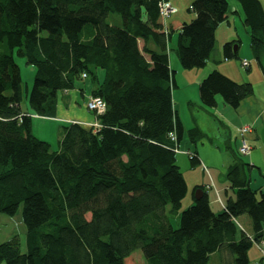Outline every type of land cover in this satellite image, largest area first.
Wrapping results in <instances>:
<instances>
[{"label":"trees","instance_id":"16d2710c","mask_svg":"<svg viewBox=\"0 0 264 264\" xmlns=\"http://www.w3.org/2000/svg\"><path fill=\"white\" fill-rule=\"evenodd\" d=\"M236 1L264 68L262 3ZM160 2L0 0V214L15 216L22 206L27 229V252L17 237L0 242V264H135L138 249L146 264H209L216 253L226 260L220 264H250L249 251L264 243V190L251 187L253 167L230 146L225 178L235 197L216 214L197 187L179 228L170 222L188 186L169 139L175 133L179 145L184 127L173 103L172 32L160 19ZM229 10L227 0L194 1L196 17L183 25L175 47L184 70L206 67ZM111 14L122 24H110ZM239 46L226 43L224 58H238ZM15 55L36 70L29 99L36 116L55 118L59 92L90 80L91 97L107 106L92 112L100 127L63 125L56 151L33 135ZM199 94L207 108L221 96L238 109L254 87L215 69ZM199 189L204 196L196 200ZM245 215L251 235L237 224Z\"/></svg>","mask_w":264,"mask_h":264},{"label":"rangeland","instance_id":"374dc122","mask_svg":"<svg viewBox=\"0 0 264 264\" xmlns=\"http://www.w3.org/2000/svg\"><path fill=\"white\" fill-rule=\"evenodd\" d=\"M233 0H231L232 2ZM236 2V1H235ZM233 4H230V10L228 14V20L232 22L231 30L235 34V40L240 43L238 58H233L226 60L223 55V47L226 44L225 37H227L228 32H225L226 22L221 24L216 32V45L215 48L207 62L206 67L201 69H191L184 70L181 69L177 76L176 88L173 91L174 95V106L179 114L180 120L184 126V137L181 143L189 145L190 147H205L212 149H220L223 152V156L228 158L229 154L225 152L226 146H230L233 150L238 151V147L242 142L239 130L244 125V120L239 114V109H233L223 102L221 96L217 97V106L214 108L205 107L200 99L199 86L194 81L192 84V76L195 72H200V74L207 73V76L218 69L225 73L233 81L237 83H251L254 87V94L247 98V100L252 102L253 98L264 100V68L258 63L254 58L251 46H250V34L249 29L244 24V17L239 14H234L232 9ZM191 16L194 13L187 11ZM186 12V13H187ZM235 21V22H234ZM108 22L114 25H121V17L117 14H111L108 18ZM222 35V37H221ZM43 36H47V33H43ZM174 57L176 53L171 52ZM176 58V57H174ZM248 60L251 63L250 70H246L242 67V60ZM15 61L21 70L22 82L24 84V93L21 106L25 109V106H30L29 99L30 94L33 89L34 77L36 70L33 66L28 65L26 60L22 57L15 55ZM181 73L185 74V78L182 79ZM188 77V78H187ZM86 83V84H85ZM90 80L86 82L81 81L79 85H83L89 88L91 85ZM264 102V101H263ZM79 104L83 106V101L80 98ZM243 122V123H242ZM246 123V122H245ZM45 129L48 131V137L51 143H57V138L60 137L61 128L57 127V123L46 122ZM196 129L198 133L190 134V131ZM60 132V133H59ZM247 139V136H246ZM53 147L56 148V146ZM53 147L51 146L52 150ZM240 148V147H239ZM181 149V148H180ZM183 149V150H182ZM181 150L185 153L187 150L182 148ZM226 154V155H225ZM197 159H192L190 156H182L177 154V163L181 168V172L185 175L189 183V193H187L186 198L182 203V207L178 215L170 216V222L174 229L179 228L180 224V214L192 206V185L198 178L202 177V172L200 167L192 166L193 162L197 161L199 156L196 154ZM243 158H246L243 156ZM196 164V163H195ZM193 170H198L193 173ZM210 189V188H209ZM194 196V194H193ZM22 206L15 216H8L6 214H0V242H7L17 237L20 242L21 251L23 253L27 252L26 245V234L27 229L22 219ZM243 219H239L240 224L247 230L250 231L247 226V222L251 223L248 216H242ZM252 225V224H251ZM252 258H251V257ZM250 264H260V259L263 257V253L259 247L255 244L249 251ZM131 259L135 264H146L142 250H136ZM225 258L221 253H216L210 257L209 264H220L225 262Z\"/></svg>","mask_w":264,"mask_h":264},{"label":"crops","instance_id":"0c3cea01","mask_svg":"<svg viewBox=\"0 0 264 264\" xmlns=\"http://www.w3.org/2000/svg\"><path fill=\"white\" fill-rule=\"evenodd\" d=\"M168 1L177 10V12L174 15H172L169 19L166 20V22H164L168 30L172 32L171 39L169 41L170 43L169 44V57H170V67L173 71H175V81L177 83V76L179 74V71H181V69L183 68L181 67V64L179 62L177 55L174 56L176 57L174 58L171 55V52L175 53V47L177 44L178 35L183 25L185 23H190L196 17L195 14L194 16H191L190 13L188 14L187 12V11L191 12L190 8L192 7L195 0H168ZM227 1L229 3V7L231 3L233 4L232 6L233 13L239 14L241 17H243L242 9L239 3L236 0H233L232 2L231 0H227ZM259 1L262 3V6L264 8V0H259ZM226 23H227L225 27L226 30L225 32H223V34L228 32V35L227 37H225L224 42L226 43L236 42V40L234 39L235 34L229 27L231 26L232 22L228 20ZM221 27L222 26L220 25V29ZM222 74L228 77V75H226L225 73H222ZM99 76H100V79H102L103 72L100 71ZM181 77L182 79L185 78L186 80L185 74L181 73ZM192 77H193L192 84H194V81H195L197 85L199 86L202 80L207 77V73L200 74V72H195V74H193ZM90 85L91 86L89 88L87 87V85L86 86L77 85V88H75L74 90L59 92L58 105H57V111H56L55 118H44L40 116L37 117L35 116V113L33 112L30 106H25V109L22 108L23 112L34 115V117H32L33 135H35L37 138L43 141L48 142L52 147H53V144H55L54 146H56V148L53 147V151H56L58 149V143H59L60 137L57 138V143H51L47 135L48 131L45 129L46 122H51L55 124L57 123V127L59 128H62V126L65 124L74 123V122L80 123L81 125L87 126V127H91L95 123H97L98 121H97L96 115H94L92 112H89L86 108V103L88 99L91 97V93L93 89V85L92 84ZM174 95L175 93L173 94V103H174ZM80 98L83 101V106L79 104ZM253 99L254 100H251L252 102L250 103H249L250 100L248 101L247 99H245L244 101L241 102V105L239 106L238 109L240 111L239 114L242 117V120H244V123L242 122L244 124L242 127L250 125L253 128L251 132L246 133L244 136L245 140L252 148L251 153L245 156L246 162H248L253 167V170L251 172V177H252L251 187L253 189L262 188V191H263L264 190V102H263L264 100L258 99V98H253ZM246 136H247V139H246ZM179 146L181 149L185 148L190 153H194L199 156L198 160L193 162L192 166L195 167L196 165V167L198 166L200 167L201 169L200 171L202 172L203 178L201 179L198 178L193 183L192 191H191L192 197L197 187L204 188L207 192V196H208L210 206L213 212L216 214L221 213L223 211L224 204H226L227 202V199L235 197L234 192L230 189L228 183L226 182V178H225L226 171L229 168V166L232 164V160H233L232 155L230 154V151L225 150V152L229 154L228 158L226 159V157L223 156V152L217 148L212 149V148H205L203 146L202 147L195 146L192 148L187 144H185V147H184V145L181 142ZM239 147H241V144ZM239 147H238V151L236 150L234 151L239 152L240 150ZM179 155L187 157L186 154H179ZM197 171L198 170H193L192 172L195 173ZM183 176L186 180V183L188 186V193H189V190H190L189 183L184 174ZM193 202H194V199H193ZM241 218L243 219L244 217H241ZM239 219L237 221V224L239 225V227L242 228L244 231H246L249 235H251L252 234L251 223L249 221L247 222L248 223L247 226L250 229V231H247L240 224ZM263 251H264V246H263Z\"/></svg>","mask_w":264,"mask_h":264},{"label":"built area","instance_id":"2783aa9c","mask_svg":"<svg viewBox=\"0 0 264 264\" xmlns=\"http://www.w3.org/2000/svg\"><path fill=\"white\" fill-rule=\"evenodd\" d=\"M177 12V10L170 4V2L168 0H161L160 4H159V13H160V19L162 20V22H166L167 19H169L172 15H174ZM167 30L165 29V32ZM242 67H244L246 70L251 68V63L244 59L242 60ZM84 78H86V75H83ZM106 103L103 99L98 98V97H90L86 103V108L89 112H95L96 114L100 115L103 114L106 111ZM36 116V115H35ZM34 117V116H32ZM38 117V116H37ZM93 127H100L99 123H95L93 125ZM252 126L248 125V126H244L239 130L240 136L242 138V142H241V147L239 152L242 155H249L251 153V146L247 143V141L245 140L244 136L246 133H249L252 131ZM169 139L171 140V142H173L175 144V148H174V153L177 154H186L187 156H190L192 159H197L196 154L194 153H190L189 151L187 152H183L180 149V146L176 143L177 142V136L175 135V133H171L169 135ZM259 249L261 250V252L264 254L263 251V246L264 243H259L256 244Z\"/></svg>","mask_w":264,"mask_h":264},{"label":"water","instance_id":"95a60500","mask_svg":"<svg viewBox=\"0 0 264 264\" xmlns=\"http://www.w3.org/2000/svg\"><path fill=\"white\" fill-rule=\"evenodd\" d=\"M235 51H237V45L234 46ZM204 196V192L202 190H197L195 194V199L200 200Z\"/></svg>","mask_w":264,"mask_h":264},{"label":"bare ground","instance_id":"6f19581e","mask_svg":"<svg viewBox=\"0 0 264 264\" xmlns=\"http://www.w3.org/2000/svg\"><path fill=\"white\" fill-rule=\"evenodd\" d=\"M85 74V73H84ZM84 82H86V80L84 81ZM86 84V83H85Z\"/></svg>","mask_w":264,"mask_h":264}]
</instances>
